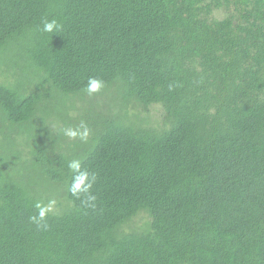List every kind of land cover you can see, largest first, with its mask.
Instances as JSON below:
<instances>
[{"label": "trees", "instance_id": "1", "mask_svg": "<svg viewBox=\"0 0 264 264\" xmlns=\"http://www.w3.org/2000/svg\"><path fill=\"white\" fill-rule=\"evenodd\" d=\"M0 264H264V0H0Z\"/></svg>", "mask_w": 264, "mask_h": 264}]
</instances>
